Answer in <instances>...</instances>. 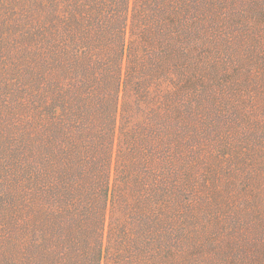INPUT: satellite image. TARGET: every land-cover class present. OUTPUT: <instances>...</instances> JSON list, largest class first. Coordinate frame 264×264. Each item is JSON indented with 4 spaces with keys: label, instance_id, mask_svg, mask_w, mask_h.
<instances>
[{
    "label": "trees",
    "instance_id": "1",
    "mask_svg": "<svg viewBox=\"0 0 264 264\" xmlns=\"http://www.w3.org/2000/svg\"><path fill=\"white\" fill-rule=\"evenodd\" d=\"M0 264H264V0H0Z\"/></svg>",
    "mask_w": 264,
    "mask_h": 264
}]
</instances>
